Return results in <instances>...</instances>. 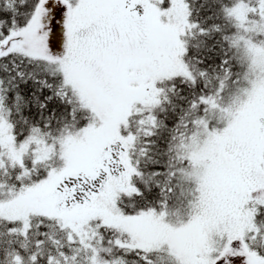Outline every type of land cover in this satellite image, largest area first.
<instances>
[{"label": "rangeland", "instance_id": "rangeland-1", "mask_svg": "<svg viewBox=\"0 0 264 264\" xmlns=\"http://www.w3.org/2000/svg\"><path fill=\"white\" fill-rule=\"evenodd\" d=\"M242 8L243 14L233 7L232 20L240 14V19L246 20V40L252 45L259 35L261 41L255 45L258 51L246 53L247 60L252 61L248 67L250 80L247 77L251 83L232 81L231 89L236 91L226 104L246 113L247 103L264 110V11L248 3ZM55 9L59 17L49 20ZM112 24L119 30V39L113 41H119L120 46L112 47L108 42L113 39L109 33ZM60 29L64 39L53 40ZM191 29L186 0H40L30 22L17 29L6 48L0 49V56L13 50L53 62L62 70L64 81L90 108L91 122L75 132L59 131V137L52 140L34 133L24 141H16L13 126L0 115V145L7 152L8 162H23L24 155L31 154L35 162L49 161L50 165L47 175L27 188L7 190L0 183V218L27 220L31 214L55 217L88 246L101 238L99 228H91L92 224L111 227L132 240L115 241L119 246L151 249L165 245L167 256L159 257L164 264L263 263L252 259L245 248L247 237L257 231L248 196L260 191L262 197L256 196L252 202L255 207L259 201L264 203V127L262 135L255 134L249 125L245 126L249 120L243 119L237 126L241 127L239 146L230 143L233 162L232 156L208 159L212 152L219 156L220 150L214 144L195 149L198 167L208 162L215 167L214 175L199 168L205 185L213 188L206 196L197 195L200 210L210 201L206 207L212 213L207 220L194 218L179 223L154 209L125 214L118 205L120 192L132 190L131 172L125 171L120 160L129 163L126 147H130L131 137L121 129L130 114L140 113L143 106L158 98L161 80L193 77L184 54V37ZM55 41L58 48L51 50ZM211 118L213 124L221 122L217 113ZM228 125L234 127L236 123ZM193 129L205 130L195 124ZM222 135L229 136L224 132ZM197 137L203 139L202 135ZM239 156L244 162L241 173ZM257 179L260 185H255ZM231 216L236 219H226ZM92 248L91 264H106V256L96 246ZM106 249L102 251L109 255Z\"/></svg>", "mask_w": 264, "mask_h": 264}, {"label": "trees", "instance_id": "trees-1", "mask_svg": "<svg viewBox=\"0 0 264 264\" xmlns=\"http://www.w3.org/2000/svg\"><path fill=\"white\" fill-rule=\"evenodd\" d=\"M39 1L0 0V49H4L7 38L32 17ZM186 1L192 30L184 39L185 58L193 77L166 79L161 83L157 105L152 106V110L143 109L129 116L123 133L132 137V144L126 151L135 169L130 177L135 189L120 192L118 196V205L126 214L154 209L179 223L194 218L205 221L212 213L206 207L210 201L206 205L203 203L202 210L197 202L199 193L206 196L213 190L205 185L199 168L215 174L214 164L210 162L201 167L196 165L194 157L198 145L203 148L211 144L218 146L219 156L212 152L208 159L214 156L222 160L232 156L233 162L234 152L229 148L233 146L230 143L239 146L241 142V127H237L242 125L240 118L249 120L245 126L249 125L247 127L255 134L262 135L264 127V110L251 105H247L246 113H234L240 117L234 127L226 124L233 116L228 113L233 108L226 102L236 91L231 89V82L250 83L247 81L250 61L241 51L237 24L227 10L236 0ZM55 16L59 17L56 9ZM63 32L62 29L56 31L54 39L62 40ZM57 44L55 41L54 49L58 48ZM63 80L62 73L47 59L11 50L0 56V105L3 115L13 126L17 141H24L34 133L52 140L63 131L89 123V107ZM225 110L224 119L213 124L212 114L220 115ZM194 124L205 130L194 131ZM223 132L228 138L223 137ZM200 135L203 139L197 137ZM258 140H262L260 135ZM5 156L7 152L0 146V182L8 188L19 190L30 186L49 171L45 168L47 163L37 164L30 154L24 155L23 163L8 162ZM238 158V173H241L244 162L240 161L242 157ZM255 183L260 185L258 179ZM214 195L216 197L215 192ZM248 197V207L255 211L252 221L257 231L247 237L245 248L252 259H260L264 264V203L259 201L255 207L252 202L260 199L262 193L255 191ZM97 227L101 238L93 240L90 247L96 246L100 251L107 247L110 254H103L110 264H164L159 260L160 256H167L163 250L119 246L115 241L130 239L117 229L91 225V228ZM73 236L72 231L54 217L33 215L27 221L0 219V264H90L91 249Z\"/></svg>", "mask_w": 264, "mask_h": 264}, {"label": "flooded vegetation", "instance_id": "flooded-vegetation-1", "mask_svg": "<svg viewBox=\"0 0 264 264\" xmlns=\"http://www.w3.org/2000/svg\"><path fill=\"white\" fill-rule=\"evenodd\" d=\"M109 33L112 35L113 39H112V47L113 46H120L119 45V41L118 43L116 42L118 39H119V30L117 28L116 25L112 24V26H110V30H109ZM97 34V33H95ZM110 40V39H109ZM113 40H116V41H113ZM109 42V41H108ZM107 42H104L103 44H105Z\"/></svg>", "mask_w": 264, "mask_h": 264}, {"label": "bare ground", "instance_id": "bare-ground-1", "mask_svg": "<svg viewBox=\"0 0 264 264\" xmlns=\"http://www.w3.org/2000/svg\"><path fill=\"white\" fill-rule=\"evenodd\" d=\"M109 44H112L111 40H109Z\"/></svg>", "mask_w": 264, "mask_h": 264}]
</instances>
